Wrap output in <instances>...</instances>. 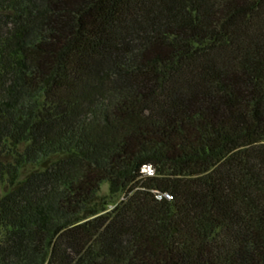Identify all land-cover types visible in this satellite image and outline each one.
Here are the masks:
<instances>
[{"label": "trees", "instance_id": "1", "mask_svg": "<svg viewBox=\"0 0 264 264\" xmlns=\"http://www.w3.org/2000/svg\"><path fill=\"white\" fill-rule=\"evenodd\" d=\"M0 187V264H264V0H0Z\"/></svg>", "mask_w": 264, "mask_h": 264}, {"label": "built area", "instance_id": "2", "mask_svg": "<svg viewBox=\"0 0 264 264\" xmlns=\"http://www.w3.org/2000/svg\"><path fill=\"white\" fill-rule=\"evenodd\" d=\"M141 171L148 175H151L153 173V170L150 166H143Z\"/></svg>", "mask_w": 264, "mask_h": 264}, {"label": "rangeland", "instance_id": "3", "mask_svg": "<svg viewBox=\"0 0 264 264\" xmlns=\"http://www.w3.org/2000/svg\"><path fill=\"white\" fill-rule=\"evenodd\" d=\"M101 192H100V194L101 195H107V191H108V187H107V184H103L102 185V187H101ZM1 191H2V188L0 187V193H1Z\"/></svg>", "mask_w": 264, "mask_h": 264}]
</instances>
